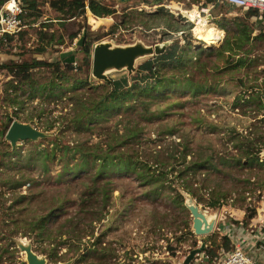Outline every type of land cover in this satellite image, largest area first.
Here are the masks:
<instances>
[{"label": "rangeland", "instance_id": "rangeland-1", "mask_svg": "<svg viewBox=\"0 0 264 264\" xmlns=\"http://www.w3.org/2000/svg\"><path fill=\"white\" fill-rule=\"evenodd\" d=\"M97 1L118 16L91 21L86 10L63 20L50 0H35L13 42L0 50V264H26L18 242L50 264H183L201 247L190 264H208L209 252L226 251L223 237L232 225L264 220L262 21L214 0ZM199 16L204 24L209 16L224 23L222 40L204 36V24L202 35H194ZM123 19L125 27L111 34ZM188 23L191 29L173 32ZM167 24L175 25L168 30ZM241 27L250 35L237 49ZM83 32L93 46L163 45L176 48L181 60L155 61L156 75L141 79L138 67L157 56L140 58L130 74L105 73L111 85L92 76L91 54L81 65ZM222 44L231 50L221 51ZM63 53L68 56L60 59ZM33 60L61 63L58 71H31L34 89H45L20 84L6 97L12 76L2 65ZM66 64L76 70L66 72ZM123 79L120 92L129 97L90 124L74 122ZM146 82L156 87L144 92ZM15 121L46 137L18 139L12 147L5 136ZM185 194L204 215L215 216L210 234L193 233Z\"/></svg>", "mask_w": 264, "mask_h": 264}, {"label": "trees", "instance_id": "trees-1", "mask_svg": "<svg viewBox=\"0 0 264 264\" xmlns=\"http://www.w3.org/2000/svg\"><path fill=\"white\" fill-rule=\"evenodd\" d=\"M6 1L7 0H0V7ZM18 1L21 3V5H22V7L26 13L24 15V17L29 16V15H27V11L28 12H29V10L34 11L36 9L35 0H18ZM162 1L163 0H155L154 5L162 4ZM147 4H149V3H147ZM49 5L53 10L57 11L58 13H60L63 16V20L79 18V17L85 15L86 10H88L90 12V14L93 15L90 18L91 21H96V19H101L103 17L118 16L116 14L115 9H113L107 5L102 4L101 2H99L97 0H50ZM165 15L166 14H163L162 16L164 17ZM245 15L248 18H253L256 21V17H258V12L250 10V11L246 12ZM126 16L127 15H124V17H126ZM196 20L197 21L201 20V22L199 23V27L196 30H194L195 29V25H194V28H193L194 35L198 37V36L202 35L201 34V26L204 24V19L201 16H199L198 18L195 19V21ZM192 22H193L192 24H194V21H192ZM260 23H261V28H264V25H262V22H260ZM125 25H126V22L123 19L120 23H117L112 27L111 34L115 33V31L117 29H120L121 27H125ZM174 25L173 24L172 25L167 24V27H168L167 29L169 30L170 28H173ZM186 26L187 27H181L180 29H175L173 32H179V31L181 32V31L189 30L192 28L191 27L192 25L189 23ZM183 28H186V29H183ZM241 28H242V30L240 31L241 35H240V38L238 39L239 41H237L239 44L237 46V49H240L241 46L243 45V43L245 41L246 42L248 41L249 35H250V33H247V34L245 33L246 27H241ZM227 31L228 30H227L226 26L224 25V23L221 20H217V19L211 20L208 22L206 21V23L203 26V35L204 36L221 37V40L223 38V35H225L227 33ZM164 35H165V33H164ZM76 36H77L76 33L73 34L71 36V39H75ZM166 36H168V35L166 34ZM5 38H6V42L8 44H11L13 42V37L6 36ZM61 41H62V39L60 38V42ZM92 46L93 45L91 42L84 41L83 45L81 47H79L80 48L79 52L83 56L82 60H81V65H88L89 64V58H90V54L92 51ZM2 49H3V42L1 41L0 42V50H2ZM219 49L221 51H224V52H227V51L229 52L231 50L228 45H223V44L219 47ZM43 52L44 51L42 49L37 50V53L41 54ZM176 53H177L176 48L171 47L168 50H166L164 54L157 56V57H154L153 59H149L147 61H144L143 64L138 67V69L141 72H143V74H145V75L144 76L139 75V77L141 76V79L146 78V77L153 78L156 75V62H158V61H162V63H165V62L177 63V62H179L181 59L179 57H177ZM59 63H61V61L54 65L53 63L50 64V63H46L43 61L33 60L31 62H26V61L21 62V63L11 62L9 64L2 65V68L7 70L8 73L12 76V80L9 81L8 83H6V87L4 89L5 96L6 97L10 96L9 92L16 93L17 88L20 84H27L30 86V88L32 90L45 89L46 88L45 85L38 86L37 89H34V87H33L34 81L32 78L31 71L38 68V67H42V66H45V67H53L54 66L53 72L58 71L59 70V68H58ZM81 65L78 67V69H80ZM65 66H66L65 67L66 72H72L73 70H76V68L72 67V65L66 64ZM64 76H66V73H65V75H63V77ZM119 82H121V83H119ZM53 84L54 83H51L47 86H50L51 88H53L55 86V84L54 85ZM124 84H127L126 79H123L120 81H114L113 82V86H114L113 89L105 97H102V98L98 99L97 101H95V100L92 101L91 105L89 107L84 106L83 107L84 110L80 111V113H78L76 115L74 122L79 123L83 120V118H85L87 124H90L91 120H92L91 119L92 116H94L96 114L99 115L100 113H102V111H104L106 109H110L113 106L119 105L118 103L120 102L121 98L130 96L128 93L120 92L122 87H124ZM147 85H151V83L146 82L144 88H142L141 90L144 92H147L148 88L153 87V86L147 87ZM131 86L132 85H130V87ZM155 87H153V89ZM134 88H136V87H134ZM137 89H140V88H137ZM10 122H11V118L9 116H7V124ZM5 131H6V124L1 127V132H5ZM244 157L248 158L249 161H251V160L258 161V157H254L252 155L245 154ZM205 160L208 161L209 157H206ZM209 206L211 208H214L216 206V203H211ZM254 216H255L254 211H251V213L249 215H247L246 219L251 220L254 218ZM240 223H238V224H240ZM242 224H243V226H247L244 223H242ZM40 229H42V228H40ZM223 240L225 243L224 246H225L226 251H229V249H230L229 239L226 237H223ZM208 256L212 259L215 256V254L209 252Z\"/></svg>", "mask_w": 264, "mask_h": 264}, {"label": "water", "instance_id": "water-1", "mask_svg": "<svg viewBox=\"0 0 264 264\" xmlns=\"http://www.w3.org/2000/svg\"><path fill=\"white\" fill-rule=\"evenodd\" d=\"M119 3H128L132 0H116ZM211 18L210 16L208 17ZM86 33L78 41L77 46L81 47L85 40ZM165 46L156 45L145 46L141 43H136L129 46H113L108 42H102L94 45L91 52V67L92 76L100 81L107 82L112 85V82L106 77L105 73L111 70H126L129 74L136 71L134 65L136 60L148 56H160L164 54ZM68 53H63L60 55V59L67 57ZM74 61V55H71L68 62ZM46 134L37 131L29 124H21L18 122H13L9 127L5 139L10 142L11 146L14 147L18 139L25 140L30 139L32 141H37L39 139H44ZM185 202L184 206L189 211L192 218V231L197 236L208 235L212 232L215 216H210L209 219L206 218L202 212L199 211L198 207L193 204L191 198L188 195H184ZM211 218V219H210ZM19 248L24 253L26 264H50L45 258L39 257L35 254L29 245H24L18 242ZM203 250V247L199 249L192 250L189 255L185 258L183 264H190L192 260L199 255ZM59 264H71L70 262L59 263Z\"/></svg>", "mask_w": 264, "mask_h": 264}, {"label": "built area", "instance_id": "built-area-1", "mask_svg": "<svg viewBox=\"0 0 264 264\" xmlns=\"http://www.w3.org/2000/svg\"><path fill=\"white\" fill-rule=\"evenodd\" d=\"M239 10L244 14L257 11L256 20L264 25V0H214ZM25 11L18 0H7L0 7V42L7 45L6 36L14 37L22 28ZM231 231L225 232L230 241L231 250L220 249L208 264H264V220L253 226H243L242 223L231 226ZM206 257V256H205Z\"/></svg>", "mask_w": 264, "mask_h": 264}, {"label": "bare ground", "instance_id": "bare-ground-1", "mask_svg": "<svg viewBox=\"0 0 264 264\" xmlns=\"http://www.w3.org/2000/svg\"><path fill=\"white\" fill-rule=\"evenodd\" d=\"M205 20L208 22V21H210L211 19H209V18L207 17V18H205ZM210 39H211V38H210ZM209 217H210V216H207V215H206V218H207V219H209ZM210 219H211V218H210ZM25 257H26V256H25Z\"/></svg>", "mask_w": 264, "mask_h": 264}, {"label": "crops", "instance_id": "crops-1", "mask_svg": "<svg viewBox=\"0 0 264 264\" xmlns=\"http://www.w3.org/2000/svg\"><path fill=\"white\" fill-rule=\"evenodd\" d=\"M261 218H264V216L263 217H261ZM254 221V220H253ZM256 225V223H252L250 226H255Z\"/></svg>", "mask_w": 264, "mask_h": 264}]
</instances>
